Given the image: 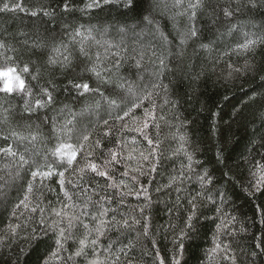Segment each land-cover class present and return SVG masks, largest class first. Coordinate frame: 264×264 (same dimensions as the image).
I'll return each mask as SVG.
<instances>
[{"label":"trees","instance_id":"16d2710c","mask_svg":"<svg viewBox=\"0 0 264 264\" xmlns=\"http://www.w3.org/2000/svg\"><path fill=\"white\" fill-rule=\"evenodd\" d=\"M0 264H264V0H0Z\"/></svg>","mask_w":264,"mask_h":264},{"label":"rangeland","instance_id":"374dc122","mask_svg":"<svg viewBox=\"0 0 264 264\" xmlns=\"http://www.w3.org/2000/svg\"><path fill=\"white\" fill-rule=\"evenodd\" d=\"M5 87L12 88L14 85H20L19 78L10 69L1 72Z\"/></svg>","mask_w":264,"mask_h":264}]
</instances>
